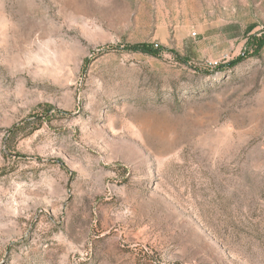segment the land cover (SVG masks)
Segmentation results:
<instances>
[{
  "label": "rangeland",
  "instance_id": "374dc122",
  "mask_svg": "<svg viewBox=\"0 0 264 264\" xmlns=\"http://www.w3.org/2000/svg\"><path fill=\"white\" fill-rule=\"evenodd\" d=\"M0 264H264V0H0Z\"/></svg>",
  "mask_w": 264,
  "mask_h": 264
},
{
  "label": "trees",
  "instance_id": "16d2710c",
  "mask_svg": "<svg viewBox=\"0 0 264 264\" xmlns=\"http://www.w3.org/2000/svg\"><path fill=\"white\" fill-rule=\"evenodd\" d=\"M134 49H139V50H147V47L144 45V46H136V47H134ZM234 63V61L233 62H229L227 65H232ZM226 65V64H225ZM219 67H221V66H219Z\"/></svg>",
  "mask_w": 264,
  "mask_h": 264
},
{
  "label": "built area",
  "instance_id": "2783aa9c",
  "mask_svg": "<svg viewBox=\"0 0 264 264\" xmlns=\"http://www.w3.org/2000/svg\"><path fill=\"white\" fill-rule=\"evenodd\" d=\"M213 64H214V65H217V62H214Z\"/></svg>",
  "mask_w": 264,
  "mask_h": 264
}]
</instances>
